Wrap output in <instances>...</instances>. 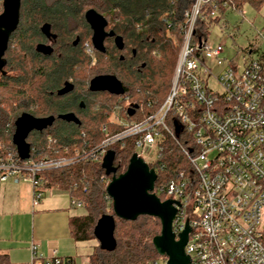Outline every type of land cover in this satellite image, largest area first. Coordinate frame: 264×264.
I'll use <instances>...</instances> for the list:
<instances>
[{
  "label": "trees",
  "instance_id": "1",
  "mask_svg": "<svg viewBox=\"0 0 264 264\" xmlns=\"http://www.w3.org/2000/svg\"><path fill=\"white\" fill-rule=\"evenodd\" d=\"M194 2L21 0L19 22L10 35L3 57L5 65L0 71V144L15 151L11 137L14 122L21 114L35 118L52 116L55 120L50 127L29 133L26 139L30 147L29 159L78 156L89 152L104 139L100 131L102 125L113 129L112 114L131 122L154 112L169 91L182 42L179 28L184 21V12L190 10ZM263 3L264 0H233L234 12L241 13L245 4L258 10ZM0 7L1 13L2 0ZM89 9L103 16L109 31L123 43L119 52H94L93 66L81 48L89 36L82 40L75 37L78 42L72 44L76 29L71 24L83 26L88 31L83 16ZM218 19L219 16L205 17L199 21L196 34L207 36ZM43 25L50 27L54 40H46L41 33ZM40 44L50 45L51 55L36 52L35 48ZM104 75L113 76L120 82L122 95L89 91L91 79ZM65 83H70L72 90L57 95ZM132 105L137 109L128 116L127 110ZM69 113L78 119V125L58 119ZM113 150V165L119 174L126 169L134 149L126 144L113 147ZM40 177L42 192L53 188L65 190L70 201L80 203V209L84 210L83 215L69 220L74 242H96L93 237L96 221L102 215H112V203L105 192L110 177L104 176L100 163L80 159L67 167L44 172ZM163 180L158 175L154 188ZM159 199L163 200L161 196ZM114 223V251L102 252L96 242L88 256V264H163L164 259L158 257L151 245L152 238L161 231L157 219L140 216L130 222L114 218ZM0 264H9L5 254H0Z\"/></svg>",
  "mask_w": 264,
  "mask_h": 264
},
{
  "label": "built area",
  "instance_id": "2",
  "mask_svg": "<svg viewBox=\"0 0 264 264\" xmlns=\"http://www.w3.org/2000/svg\"><path fill=\"white\" fill-rule=\"evenodd\" d=\"M228 10L234 12L233 0H195L184 12L171 85L154 112L131 122L112 114L113 131L102 125L104 139L78 156L21 160L0 144V185L29 184L35 206L44 172L80 159L101 164L107 150L130 144L164 179L153 193L179 204L173 203L176 239L187 217L190 264H264V62L223 58L216 25L205 37L196 34L199 21ZM70 206L81 207L73 200ZM28 264L62 261L31 247Z\"/></svg>",
  "mask_w": 264,
  "mask_h": 264
},
{
  "label": "water",
  "instance_id": "3",
  "mask_svg": "<svg viewBox=\"0 0 264 264\" xmlns=\"http://www.w3.org/2000/svg\"><path fill=\"white\" fill-rule=\"evenodd\" d=\"M21 0H2V12L0 13V71L5 65L4 53L7 49L10 35L16 30L19 22V9ZM84 20L92 31L91 44L99 52H104L103 42L105 38L113 36L112 32H105L106 20L93 9L84 13ZM41 33L48 40H54L55 36L50 33V27L43 25ZM78 39L72 43L77 44ZM115 45L118 50L123 48L122 40L116 37ZM36 52L48 56L52 48L48 45H37ZM90 92H105L110 95L119 96L123 94L120 82L113 76H97L89 82ZM72 90L70 83H65L57 92L61 96ZM80 107H83L82 104ZM137 109L132 105L127 110V115L132 116ZM58 119L78 125V119L71 113L58 116ZM54 117L35 118L29 114H21L14 122V131L11 143L21 160L29 158L30 147L26 139L32 131L41 132L50 127ZM115 152L107 150L102 158L100 168L105 177H110L105 192L112 203V215H102L96 221L93 228V237L102 252L111 253L116 247L113 236L115 223L114 218L123 221H135L140 216L155 218L161 225L160 234L151 240V245L158 257L165 259V264H190V258L185 253V245L190 228L187 217L184 228L177 234V239L172 231V221L176 214L173 203L178 202L160 199L153 193L154 184L157 180L156 173L150 169L136 154H132L126 169L117 174V167L113 165Z\"/></svg>",
  "mask_w": 264,
  "mask_h": 264
},
{
  "label": "crops",
  "instance_id": "4",
  "mask_svg": "<svg viewBox=\"0 0 264 264\" xmlns=\"http://www.w3.org/2000/svg\"><path fill=\"white\" fill-rule=\"evenodd\" d=\"M67 191L53 188L32 205L27 183L0 185V254L9 264H28L31 247L43 259L58 257L62 264H88L89 242H74L69 231L71 212Z\"/></svg>",
  "mask_w": 264,
  "mask_h": 264
},
{
  "label": "rangeland",
  "instance_id": "5",
  "mask_svg": "<svg viewBox=\"0 0 264 264\" xmlns=\"http://www.w3.org/2000/svg\"><path fill=\"white\" fill-rule=\"evenodd\" d=\"M46 1L52 2L53 0ZM85 25L90 34H88L89 32L87 29L83 28V26L71 24V27L75 26L73 28L76 29L72 41L75 37H79V39L82 40L89 36L88 40L82 43L81 48L88 58L92 60L91 65L93 66L95 58L90 43L91 31L88 25ZM216 27L221 30V32H219V30L216 31V36L219 38L224 49L223 58L240 62L244 55H248L254 60H261L264 62V3L258 10L247 4L243 5L241 13L228 10L219 16ZM250 50L251 53L248 52ZM210 85L215 87L213 83ZM71 212L75 216L84 214V210L80 208L71 209ZM92 244L97 245L94 241L87 243V245ZM159 262L161 261L159 260Z\"/></svg>",
  "mask_w": 264,
  "mask_h": 264
},
{
  "label": "flooded vegetation",
  "instance_id": "6",
  "mask_svg": "<svg viewBox=\"0 0 264 264\" xmlns=\"http://www.w3.org/2000/svg\"><path fill=\"white\" fill-rule=\"evenodd\" d=\"M100 15V14H99ZM84 17V16H83ZM103 17V16H102ZM104 18V17H103ZM105 19V18H104ZM106 20V19H105ZM84 22H85V20H84ZM107 22V21H106ZM86 23V22H85ZM88 27H89V25H88ZM90 29V28H89ZM91 31V30H90ZM105 32L106 33H108V32H111V31H109V28H108V23H107V26L105 27ZM91 36H92V31H91ZM45 37V36H44ZM115 36L113 35V36H109V37H107V38H105V40H104V42H103V47H104V52H103V54L105 53V52H109L108 54H110L111 52H113L114 50L115 51H121V50H118L117 49V47H116V45H115V42H114V40H115ZM77 39V38H76ZM46 40H48V39H46ZM49 41H52V40H49ZM75 41V40H74ZM73 41V42H74ZM78 42V41H77ZM90 43H91V38H90ZM123 44V43H122ZM48 46H50V45H48ZM51 47V46H50ZM91 47L93 48V46H92V44H91ZM109 47V48H108ZM93 51L94 52H97L94 48H93ZM97 53H99V52H97ZM102 54V53H101ZM132 54L134 55V52L132 51ZM120 58V60H121V57H119Z\"/></svg>",
  "mask_w": 264,
  "mask_h": 264
}]
</instances>
